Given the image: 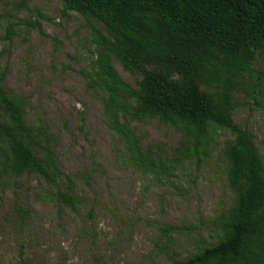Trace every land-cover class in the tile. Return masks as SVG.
I'll return each instance as SVG.
<instances>
[{"label": "rangeland", "instance_id": "rangeland-1", "mask_svg": "<svg viewBox=\"0 0 264 264\" xmlns=\"http://www.w3.org/2000/svg\"><path fill=\"white\" fill-rule=\"evenodd\" d=\"M62 8L61 0H0V78L22 102L26 127L55 153L63 174L57 188L80 204L71 209L40 175L4 165L9 147L0 140V264H172L215 244L235 208L224 154L231 132L209 131L197 161L189 147L174 155L182 122L151 112L128 116L144 152L168 164L163 174L144 173L111 128L104 93L84 77L94 59L90 27L107 36L106 30ZM9 24L10 41L3 39ZM110 58L133 108L142 75L117 55ZM252 68L253 76L243 78L246 90L230 94L229 114L251 134L264 166V51ZM199 89L214 99L222 95L219 85ZM166 226L186 229L166 234Z\"/></svg>", "mask_w": 264, "mask_h": 264}, {"label": "trees", "instance_id": "trees-1", "mask_svg": "<svg viewBox=\"0 0 264 264\" xmlns=\"http://www.w3.org/2000/svg\"><path fill=\"white\" fill-rule=\"evenodd\" d=\"M61 1L63 14L75 11L106 30L107 36L90 27L94 59L84 77L91 88L104 93L111 128L125 142L130 159L140 170L160 175L168 164L144 152L126 121L128 116L151 112L182 122V143L174 155L186 153L189 147L197 161L196 153L205 145L209 131L226 129L233 136L224 154L230 162L227 185L235 194V208L227 216L222 236L215 244L172 264H264V166L251 134L229 114L230 94L246 90L243 78L253 76L252 63L264 51V0ZM13 35L14 25L9 24L3 39L10 41ZM111 54L142 75L133 108L127 102V86L112 66ZM162 71L176 74L180 81H171ZM1 80L0 140L9 147L2 163L18 172L40 175L57 190V200L74 209L80 200L57 188L63 174L55 153L26 127L22 102L6 93ZM199 84L219 85L222 95L214 99ZM37 149L42 157L35 155ZM64 179L70 186L67 175ZM16 212L26 214L19 206ZM181 229L186 228L166 226L163 231Z\"/></svg>", "mask_w": 264, "mask_h": 264}]
</instances>
